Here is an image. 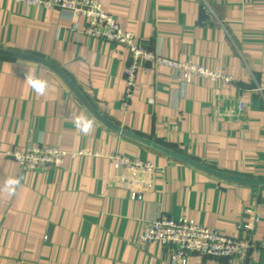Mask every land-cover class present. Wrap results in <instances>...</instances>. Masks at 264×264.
Returning a JSON list of instances; mask_svg holds the SVG:
<instances>
[{
    "label": "crops",
    "instance_id": "crops-1",
    "mask_svg": "<svg viewBox=\"0 0 264 264\" xmlns=\"http://www.w3.org/2000/svg\"><path fill=\"white\" fill-rule=\"evenodd\" d=\"M102 3L144 47L220 68L236 81L194 76L180 83L167 67H142L126 107L130 59L122 46L85 35L84 17L0 0V48L56 65L121 130L98 119L54 69L0 54V264H173L170 247L138 243L144 224L159 217L238 234L253 244L248 264H264V186L219 177L124 133L223 173L264 180V94L257 90L264 89V0ZM29 78L46 82L43 95ZM37 143L89 154L38 171L3 154ZM112 153L163 171L132 198ZM187 264L233 261L191 255Z\"/></svg>",
    "mask_w": 264,
    "mask_h": 264
},
{
    "label": "built area",
    "instance_id": "built-area-1",
    "mask_svg": "<svg viewBox=\"0 0 264 264\" xmlns=\"http://www.w3.org/2000/svg\"><path fill=\"white\" fill-rule=\"evenodd\" d=\"M26 7L38 6L43 9H56L67 13L71 19L84 17L82 32L90 37L122 46L128 53L129 63L125 68L126 82L123 104L127 107L136 86V77L140 68L164 66L170 69L177 82L190 81L194 76L219 83H231L236 78L220 68H206L192 61H178L144 47L131 31L124 30L116 16L108 13L102 0H12ZM264 94L263 88L257 89ZM245 103L239 102V110ZM28 171L60 168L68 155L89 154L87 151L69 152L55 146L37 143L25 150H8L3 153ZM116 167H122L124 173L118 177L120 183L131 192L132 198H139V191L153 187L151 178L163 169L152 161L130 157L120 153L109 155ZM258 220L254 217V221ZM249 225H240L248 229ZM156 242L170 247L169 259L173 264H187L191 255L198 260L205 257L230 259L233 264H248L253 244L238 234L228 235L218 229L207 227L188 217H159L144 224L138 237V243L148 245Z\"/></svg>",
    "mask_w": 264,
    "mask_h": 264
},
{
    "label": "water",
    "instance_id": "water-1",
    "mask_svg": "<svg viewBox=\"0 0 264 264\" xmlns=\"http://www.w3.org/2000/svg\"><path fill=\"white\" fill-rule=\"evenodd\" d=\"M204 6L202 7V11H201V14L204 15L205 14V11L203 10ZM204 18L205 15H204ZM0 54H3V55H9V56H13V57H18V58H23V59H28V60H32V61H36L38 63H41L43 65H46L52 69H54L55 71H57L64 79L65 81L72 87V89L79 95L80 99L86 104V106L92 111V113L98 118L100 119L101 121H103L104 123H106L108 126L114 128V129H117V130H120L119 127L113 125L112 123H110L107 119H105L104 117H102L97 111H95V109L90 105V103L83 97V95L75 88V86L72 84V82L62 73V71L56 66L54 65L53 63H51L50 61L44 59V58H41L39 56H36V55H31V54H27V53H21V52H16V51H11V50H7V49H3V48H0ZM121 131V130H120ZM124 133L134 137L135 139H138L140 141H143L147 144H150L152 146H155L156 148L160 149L161 151H164L165 153L181 160V161H184V162H187L191 165H194L196 167H199L205 171H208L214 175H217L219 177H222V178H226V179H230V180H233V181H237V182H244V183H249V184H254V185H258V186H264V180L262 179H256V178H250V177H242V176H236V175H232V174H228V173H223L221 171H218L204 163H201L199 161H196L194 159H191L189 157H186L184 155H181L179 153H176L168 148H165L163 146H160V145H157V144H154L152 143L151 141H148L146 139H143V138H140V137H137L135 135H132L130 133H127L126 131H124Z\"/></svg>",
    "mask_w": 264,
    "mask_h": 264
},
{
    "label": "clouds",
    "instance_id": "clouds-1",
    "mask_svg": "<svg viewBox=\"0 0 264 264\" xmlns=\"http://www.w3.org/2000/svg\"><path fill=\"white\" fill-rule=\"evenodd\" d=\"M29 84L33 87V91H35L37 94L43 95L46 89V82H41L38 84H33L32 78H29ZM84 131H87V128L83 129Z\"/></svg>",
    "mask_w": 264,
    "mask_h": 264
}]
</instances>
